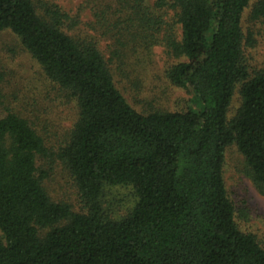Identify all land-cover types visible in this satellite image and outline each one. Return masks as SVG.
Wrapping results in <instances>:
<instances>
[{
	"label": "trees",
	"instance_id": "trees-1",
	"mask_svg": "<svg viewBox=\"0 0 264 264\" xmlns=\"http://www.w3.org/2000/svg\"><path fill=\"white\" fill-rule=\"evenodd\" d=\"M251 2L85 0L72 15L0 0V33L12 31L77 108L58 152L24 116L0 118V264H264L224 177L236 143L264 194V71L251 76L244 49ZM252 18L264 26V0ZM157 47L178 60L167 82L194 94L186 112L140 113L119 88L151 71ZM238 87L242 105L229 119ZM56 155L86 214L45 189L38 160ZM109 187L135 191L120 219L105 209Z\"/></svg>",
	"mask_w": 264,
	"mask_h": 264
},
{
	"label": "rangeland",
	"instance_id": "rangeland-1",
	"mask_svg": "<svg viewBox=\"0 0 264 264\" xmlns=\"http://www.w3.org/2000/svg\"><path fill=\"white\" fill-rule=\"evenodd\" d=\"M42 10L47 5H58L72 15L85 0H33ZM258 0H252L243 21L245 34V55L250 74L264 71V26L252 18V7ZM92 16L85 13L84 20ZM154 66L151 71L137 78L130 74V80L120 83V89L130 105L140 113L151 111L186 112L193 107L194 94L179 89L166 80L165 70L178 60L171 59L161 47L154 49ZM241 88L233 98L229 119L235 118L242 105ZM76 104L63 97L47 79L40 65L23 47L20 39L10 30L0 33V118L8 113H17L34 123L44 136L49 147L58 152L63 138L72 127L76 115ZM57 150H56V149ZM39 176L50 197L71 206L75 213L86 214L84 202L75 180L65 166L55 157L38 160ZM224 177L228 194L233 203L248 210L249 221L238 223L243 231L253 233L264 247V194L254 183L245 157L237 144L226 150ZM107 214L120 219L126 216L137 203L132 187L106 189L103 197Z\"/></svg>",
	"mask_w": 264,
	"mask_h": 264
}]
</instances>
